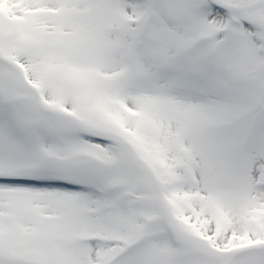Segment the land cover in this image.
<instances>
[{
	"label": "snow or ice",
	"instance_id": "obj_1",
	"mask_svg": "<svg viewBox=\"0 0 264 264\" xmlns=\"http://www.w3.org/2000/svg\"><path fill=\"white\" fill-rule=\"evenodd\" d=\"M0 264H264V0H0Z\"/></svg>",
	"mask_w": 264,
	"mask_h": 264
}]
</instances>
